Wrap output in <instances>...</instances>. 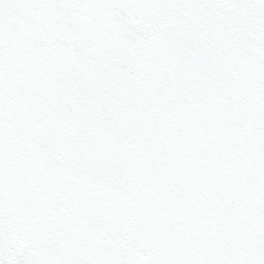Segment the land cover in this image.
I'll return each instance as SVG.
<instances>
[{
	"label": "snow or ice",
	"instance_id": "snow-or-ice-1",
	"mask_svg": "<svg viewBox=\"0 0 264 264\" xmlns=\"http://www.w3.org/2000/svg\"><path fill=\"white\" fill-rule=\"evenodd\" d=\"M0 264H264V0H0Z\"/></svg>",
	"mask_w": 264,
	"mask_h": 264
}]
</instances>
